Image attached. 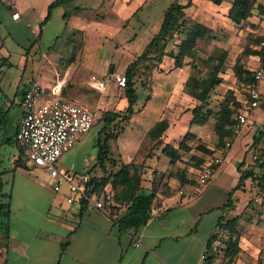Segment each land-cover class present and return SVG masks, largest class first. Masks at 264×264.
<instances>
[{
	"label": "crops",
	"instance_id": "obj_1",
	"mask_svg": "<svg viewBox=\"0 0 264 264\" xmlns=\"http://www.w3.org/2000/svg\"><path fill=\"white\" fill-rule=\"evenodd\" d=\"M51 1L53 0H16L15 8L20 12V17L13 19L11 17V12L14 11V9H11L0 0L6 7V11L1 18L0 27L6 26L8 28L4 35L0 33V49L5 48L6 50L5 55H0V70H3L2 63H7L11 49L18 48L20 52L23 53L19 60L20 75L18 74L17 86L13 92L14 98L18 96L20 113L22 112V95L30 84L36 83L41 88L45 89L46 92H48L46 88H49V90H55L61 95V87L66 81L75 84L74 82L84 78L81 72V64L75 62L73 58L65 63L62 61L61 56H57L55 59L50 57V55L53 54L51 51L55 49L52 48L51 44L47 49L48 54L44 52L42 57L49 58L51 65L49 71L52 73V76L47 75V73L41 75L39 72L35 77H33L32 74H28V78H26L25 81L23 80L25 69L28 64H30L29 68H31L32 55L37 49V44H33V42L35 39L40 41L43 37L45 26L53 19L54 12H56V15L62 17L61 22L57 24V28L60 30L58 31L59 34H62L65 30H68V28L76 29V31L71 33L72 35L77 31L90 33V29L94 31L97 30L95 27L97 24L95 23L98 20L91 19L86 12L90 10V6H100L102 0H99V3L95 5H92V3H95L96 0H65L52 9L51 17L40 28L39 23L45 15L47 6ZM192 1L193 3L191 6L198 5L196 0ZM86 2H89V4H86ZM221 3L214 6L215 3L208 1L205 7L211 9L223 8L222 13L225 12L227 16V9L230 5L224 0ZM75 5H79L80 8L73 11L67 19H64L63 12L65 8H72ZM199 10L201 9L199 8ZM204 10L203 8L202 13L206 14ZM134 11L135 10L130 13V18ZM206 15V17H204V15H199L200 19L198 21L204 24L209 23L212 26L209 24L206 25L214 28L215 21L212 15ZM229 21L231 20L229 19ZM233 23L238 24L235 22ZM86 28H88L89 31H87ZM22 32L24 33L23 38L21 35ZM28 32L33 37L30 44ZM176 36L178 37V35H175L167 43V50L175 49V43L178 40ZM26 43L29 44L28 48L26 47V49H23ZM41 52H43V50ZM167 59V64H164L162 61L158 65V68H154L151 71L150 77L152 79L151 99L157 95L163 98L160 113L156 118L150 121L142 117L139 122L136 123L138 126L141 125L142 136L139 138V141L135 143V149L132 148L133 141H128V139L117 143V151L123 162L131 163V165L136 162L139 164L138 168L134 167L136 169L134 172L128 173L131 174V177L128 175L127 178V180L131 181V187H128V190L125 191L127 188L126 182H111L107 184L106 188L108 190L111 189V184H116L119 188L115 196L116 200H113V206L110 207L109 213L92 207H86L80 210L79 202H75V204L74 202L68 203L66 201L68 192L66 186H63L60 191H54L47 175L45 177L44 187H42V184L38 185V190L43 195L40 201L32 204L27 197L29 194L26 193L25 195V193L22 192L23 200H21V196L18 197V195H16V201L15 204H13L15 206V212L11 211L9 220L10 237L8 239V246L0 247V264L199 263L206 240L215 229L219 216L225 213L227 208H223V205L227 202L230 189L236 183L228 187L221 185L218 183L217 179L212 180L210 177L209 183L204 187L202 192L195 197L189 198L184 194H180L179 190L191 189V186L195 183L199 168H195L196 173L192 174L190 170H194V166L186 164L181 165L182 162L180 160L176 163H171L169 157L161 151V147L153 150L148 158H145L146 152H138L137 147H140L141 143L145 141V132L155 121L163 117L167 118L168 127L162 135V140L163 142L172 143L174 145L187 131L186 130L181 137L176 138L175 135L177 134L176 128L178 124L184 120L188 121L189 124H193L191 123V107L195 105L196 100L188 93L184 84L186 78L191 73L190 65L185 63L181 67H174L173 61L169 58ZM42 66L43 65L39 68ZM159 72L162 74L160 75ZM45 79H47L49 83L47 86H44V88L43 84H45ZM159 79H162L164 82L154 84ZM84 80L86 82L85 78ZM68 89H77V86L71 85ZM262 91L261 85V92ZM3 94L7 98L6 93ZM66 95L68 99V94L66 93ZM240 95L239 98L243 103L245 91ZM263 95L264 93L262 92V97ZM70 97L73 96L70 95ZM69 100L71 99L69 98ZM124 100H126L125 97L122 101L124 102ZM125 104L126 103H124V105ZM10 107L11 103L9 101L0 102V108L9 109ZM19 118L13 123L11 134L4 138L0 137V144L2 142L4 143L5 139L10 136L14 137ZM131 118H133V116ZM207 122H211L212 124L211 133L213 137L209 138V142L204 140L201 132H191L195 133L197 137H201L203 141L209 143H206L209 148L214 149L216 144V137L213 131L214 123L210 118ZM204 124L198 125L203 126ZM127 126L128 124L126 127ZM236 138L237 135L231 140L228 146L215 148L211 155L205 157L203 163L214 157H221L222 161L216 165L217 171L220 167L224 166V162L233 160L235 163L233 169L235 171H233L232 176L233 179L237 181L239 172L236 166L243 157H236V152L232 151V145L235 143ZM245 143L243 145H245ZM146 144L150 146L153 142L150 143L146 141ZM244 148L246 147L244 146ZM244 151L246 150L244 149ZM180 153L182 154L183 152L180 151ZM175 164H178L177 167ZM33 167L38 168V166L35 165ZM17 168L23 169L21 166H15V173L18 172ZM224 168L225 167H223L222 170H224ZM183 169H185V175L188 180L182 184L175 176V173ZM75 170H71V172ZM21 172L22 171H19L18 174L22 175L23 173ZM153 180L157 185V189L150 217L143 225L137 228H120L115 222L114 213L119 214L126 209L127 205L125 202L130 198L133 192H148L151 189ZM117 198L122 199V201L117 200ZM247 205L248 203L244 204L240 209L236 208L234 212V214H240L237 228L240 232L239 245L241 251L232 264H264V251L260 249L264 246V238H261V236L264 237V215L260 217L254 216L257 217V220L250 218L253 214ZM244 211L248 212L246 218L242 215ZM219 236L225 237L223 233ZM67 239L68 243L65 249L61 251V243L67 241ZM214 242V244L222 243L218 239ZM218 255L219 256L215 258L217 264L219 263L222 252Z\"/></svg>",
	"mask_w": 264,
	"mask_h": 264
},
{
	"label": "rangeland",
	"instance_id": "obj_2",
	"mask_svg": "<svg viewBox=\"0 0 264 264\" xmlns=\"http://www.w3.org/2000/svg\"><path fill=\"white\" fill-rule=\"evenodd\" d=\"M98 1L99 0H96V2L92 3V5H95L96 3L98 4ZM172 1L173 0H102V4L100 5L101 7L90 6V12H86L89 14L91 19L98 20L95 23L97 24L95 25L97 30L94 31L93 29H90L89 33L87 32L89 29L86 28L87 33L77 31L73 35L71 33L76 31L74 28H68V30H65L62 34L58 33L60 30L57 28V24L61 22L62 17L60 15H56V12H54L53 19L45 26V33L43 37L40 41L35 39L33 44H37V49L32 55L33 59L31 62V68H29L30 64H28L25 69L23 80L25 81V79L28 78V74H32V76L35 77L39 72L41 75L47 73V75L52 76V73L49 71L51 68L49 58L42 57L44 52H48L47 49L49 48V45L52 44V48L55 49L51 51L53 54L50 55V57L55 59L57 56H61L62 61L65 63L69 62L71 58H73L75 62H79V64H81V72L86 79V82L83 78L74 82L75 84H73V82L66 81L63 85L62 95L67 97V93L68 97L71 99L70 101L88 106L92 110L95 119L93 126L79 140L76 141L73 147L59 157L57 163L59 168L67 171L75 169L86 171L90 164L94 161L95 154L97 152L95 142L98 136V120L107 110H121L125 106L124 103H126V100H124V102L122 101L124 98V89L117 87V85L111 80V74L113 72H123L124 67L132 60L133 56L142 51L149 38L156 32L164 10ZM179 1L182 3L186 2V0ZM196 1L198 5L187 7L186 14L197 20L200 19L199 15H204V17H206V14H208L212 15L213 20L215 21V26L212 29L216 35V39L211 40L212 45L209 44L206 48L209 50L212 46H214V44H217L219 47L225 48L228 52L225 70L222 74L223 81L212 91L211 99L208 104L214 111L210 116V120L214 123L219 101L223 98L226 91L234 89L237 97H240V94H243L245 91V85L238 82L234 76L232 66L235 58L238 55H241L247 46L254 49L259 48L257 38L264 37V0H258L257 7L254 12H252V15L238 24H234L229 21L225 12L222 13L223 8H206L205 6L210 0ZM224 1L230 5V0ZM86 4H89V2H86ZM259 4L262 5L263 8ZM216 5L217 4L214 6ZM222 5L223 4L221 3V6ZM199 8L201 10H199ZM203 8L205 9L204 11L206 14L202 13ZM133 10L136 12L130 18L129 15ZM5 11V5L0 2V22ZM202 21L205 22L204 20ZM0 28V33L3 35L8 30L6 26H2ZM23 34L24 33L22 32V38ZM28 35L30 44L33 37L29 32ZM179 37L180 36H178L177 39H179ZM29 44L26 43L24 46L25 48L23 49H26V47L28 48ZM42 50L43 52H41ZM5 52V48L0 49L1 56L3 54L5 55ZM22 54L23 53L20 52L18 48L11 49L7 63H2L3 70H0V102L3 103V101H9L11 103V107L9 109L0 108L1 138L11 134L12 125L21 114L18 104V96H15L14 98L13 92L17 86V78L20 75L19 60ZM206 55L207 54L204 51H196L194 61L200 70H204L202 60L206 57ZM188 59L191 58H186V60ZM242 61L244 66L248 69L255 68L262 62L259 55H243ZM167 62L168 59L164 58L163 63L167 64ZM41 65L43 66L39 68ZM111 67H113V72L109 73ZM91 74L105 80L106 89L104 92L97 91L96 89L90 87L88 78ZM159 74L161 75L162 73L159 72ZM140 77L145 79L146 82L148 80L149 84L147 85L151 84V72L145 70L141 73ZM163 82L164 81L162 79H159L154 84ZM48 83L49 81L45 79L43 87L47 86ZM71 83L72 85H76L77 89H68L71 87ZM262 89V92L264 93V83L262 84ZM46 90L50 91L49 88H46ZM136 91L138 98L136 104L134 105L135 112L132 115L133 118L130 119L128 126L124 127V130L117 138L109 141L112 150L111 155L112 157H115L117 161H121L120 155L117 151V143L128 139V141H133L132 148L135 149V143L139 141V138L142 136L141 125L138 126L136 123H138L142 117H144L147 121L156 118L162 108L163 98L159 97L157 94V96H154L152 99L150 98L146 105L142 107V103L144 102L147 92L145 87L140 84H138ZM3 93H6L7 98ZM70 95L73 97H70ZM248 119L249 122L243 126L241 131L237 134L235 143L232 145V151L236 152V157H244L246 165L245 169H253V171L257 174H261L264 171V168L260 167V163L257 160L251 159V153H260V155L264 158V138L257 144H251L253 142V135L256 134L259 129H263L264 95L261 105L257 109L249 111ZM211 129V122H207L202 126L198 124H189L188 121L184 120L178 124L176 128L177 134L175 136L176 138L181 137L186 130H190L193 132H201L204 140L209 142V138L213 137ZM200 139L202 138L200 137ZM146 141L151 143V141L145 137V141L141 143L140 147H137V150L141 153L146 152L145 154H147L150 152L151 154V145L147 146ZM197 142L198 141H196L195 144ZM244 143L245 145H243ZM244 146L246 148H244ZM244 149L246 151H244ZM19 154V148L14 142L5 141L0 144V171H2L1 177L3 180L2 191L10 195V215L11 211L15 212V206L13 204H15L16 195H18V197L21 196V200H23L24 198L22 197V192H24L25 195L26 193L29 194L27 197L30 199L29 202L32 204L40 201V198H43V195L38 190V185L42 184V187H44L45 177L47 176L46 171L43 170V168L33 167V164L29 160V169L23 168L21 170L20 168H17L18 172L15 173V159L19 156ZM181 156L182 157L179 159L182 162L181 165H194L192 164L193 161L189 160L190 153L183 152ZM21 157L23 159L24 156L21 155ZM223 164V167H225L224 170H222L223 167H220L217 171L215 170L216 172L213 173L211 178L212 180L217 179L218 183L221 185L228 187L233 186L236 183V180L233 179L232 176L233 171H235L233 169V165L235 163L233 160H230L224 162ZM175 165L177 167L178 164ZM138 166L139 164L137 162L133 163L131 168H128V173L134 172L136 170L134 167L138 168ZM106 167L112 171L117 169V165H111L108 161L106 162ZM197 167L198 166L194 165V170H190L192 174L196 173L195 168ZM19 171H22L21 173L23 174L19 175ZM94 171L99 175L102 174V171L98 167H96ZM128 175L131 177V174ZM127 178V174L124 173L122 176L112 177L111 182H126L127 188L125 191H127L128 187H131V181L127 180ZM257 198L258 200H256ZM232 199L237 200L236 208L239 209L244 204L248 203L247 206L253 214L250 218L257 220L258 216L260 217L264 215V191L260 192L259 188L252 182L251 179H247L242 188L234 190ZM242 215L246 218L248 212L244 211ZM261 238L264 237L261 236ZM260 249L264 251V246ZM237 256L234 258V261Z\"/></svg>",
	"mask_w": 264,
	"mask_h": 264
},
{
	"label": "trees",
	"instance_id": "obj_3",
	"mask_svg": "<svg viewBox=\"0 0 264 264\" xmlns=\"http://www.w3.org/2000/svg\"><path fill=\"white\" fill-rule=\"evenodd\" d=\"M64 1L65 0H53L48 4L47 11L39 23L40 28L51 17L52 9ZM210 1L215 4H220L223 0ZM192 3V0H186L185 3H182L179 0H173L164 10L157 31L149 38L142 51L139 54H135L132 60L125 66L124 71L122 72L126 78L125 86L117 87L124 89L126 104L123 109L107 110L100 117L98 120V136L95 142L97 149L95 159L86 171H74L75 174L87 173L89 175V182L86 183V185L93 191L103 193L107 190L114 200L119 188L116 184H111V189L108 190L106 188L107 184L111 183V178L114 176H122L124 173L128 176V168H130L131 163H125L122 160L117 161L115 157H112V150L109 141L120 135L134 114V105L138 98L136 91L138 84L145 87L147 92L142 107H144L151 98V84L147 85L149 84L148 80L147 83L145 79L140 77L143 71L147 70L151 72L154 68H158V65L164 60V58L171 59L174 67H181L185 63L189 64L192 71L186 78L184 84L188 93L196 100L195 105L191 107V123L204 124L214 112L212 107H209L208 104L211 99L212 91L223 81L222 74L225 70L228 52L225 48H221L214 43V46L209 50L206 48L209 44L212 45L211 40L216 39V35L211 27L186 14L185 8L191 6ZM257 4L258 0H230V6L227 9V16L231 21L240 23L252 15ZM260 6L262 7V5ZM79 8V5H75L72 8H65L63 18L67 19L73 11H76ZM135 12L136 11H134L132 15ZM175 35L180 36L175 43V49L167 50L166 45L168 41ZM263 38H257L259 48L254 49L247 46L242 54L235 58L232 66V71L237 81L243 83L245 87L252 79L253 70L244 66L242 56L259 55L261 60H263L264 50L260 47ZM198 50L204 51L207 54L202 60L204 70H200L194 61V56ZM186 58L191 59L186 60ZM63 87L64 86L61 87V95L63 93ZM61 97L67 99L63 95ZM241 103L242 101L236 96L234 89L227 90L223 98L219 101L218 110L216 111L217 114L213 124V129L217 137L215 148L225 147V143L236 136L232 131V124L234 122L233 116L234 110L239 107ZM167 127L168 120L163 117L155 121L147 129L145 137L153 142V144H151V150L153 151L161 147V151L169 157L171 163H176L181 158L180 151H182L190 153L189 160L193 161L192 164L199 167L205 161V157L214 152L215 148H209L205 141L200 139V137H197V135L190 130H187L175 145L163 142L162 135ZM16 131L14 137L10 136L6 138L5 141L14 142L19 148L20 154L15 159V166L29 169V159L25 155L24 146L19 144L15 138ZM252 138L253 142L251 145L257 144L263 140L264 124L263 129H259ZM196 141L198 142L195 144ZM21 155L24 156L23 159ZM149 156L150 152L145 154V158H148ZM107 161L111 165H117V169L113 171L107 169ZM258 162L260 163V161ZM96 167L102 171V174L99 175L95 173L94 170ZM260 167L264 168V162L260 163ZM236 168L239 172L238 179L236 184L229 191L227 202L223 205V208L227 209L225 210V213H222L219 216L215 229L209 235L205 243V246L209 249L208 260L210 262L213 260L215 261V258L219 256L218 254L222 252L219 264H232L234 258L241 251L239 245L240 232L237 228L240 214H234L237 203L236 199H232L234 190L242 188L244 182L247 179H251L259 188L260 192L264 191V171L261 174H257L253 169H245L244 157L237 164ZM1 174L2 171H0V247H7L8 239L10 237V195L2 191L3 180ZM175 176L182 184L188 180L185 175V169L177 171ZM156 189L157 185L153 180L151 189L148 192L139 191L133 192L130 195V198L125 202L127 205L126 209L122 213H114L115 222L120 228H137L147 221L151 215ZM117 200L122 201L120 198H117ZM79 203L80 210L86 208L84 202ZM112 206L113 205H111V207ZM221 233H223L225 237L219 236ZM217 239L222 243L214 244V241ZM67 243L68 239L61 243V251L65 249Z\"/></svg>",
	"mask_w": 264,
	"mask_h": 264
},
{
	"label": "built area",
	"instance_id": "obj_4",
	"mask_svg": "<svg viewBox=\"0 0 264 264\" xmlns=\"http://www.w3.org/2000/svg\"><path fill=\"white\" fill-rule=\"evenodd\" d=\"M8 7L14 9L11 17L17 19L20 12L15 8L16 0H2ZM264 50V38L260 43ZM255 73V78H254ZM111 80L119 87L125 86L126 78L122 72L111 74ZM264 82V59L252 72V79L245 87L243 103L234 112L232 124L233 134L237 135L248 122L249 111L261 105V85ZM89 85L97 91L104 92L106 82L102 78L91 74ZM21 116L18 121L15 138L24 146V152L29 161L43 168L50 179L54 191H60L66 186L68 192L66 201L84 202L88 208H97L109 213L113 199L108 191L97 193L90 189L87 173L75 174L58 167L59 157L68 151L92 126L95 121L92 110L83 104L63 99L55 90L46 92L36 83L24 91L21 99ZM231 140L225 143L230 145ZM256 153V158H255ZM251 159L264 162L260 153H251ZM222 161L221 157L203 163L190 190L180 189L179 193L186 197H195L201 193L216 170V165ZM258 200V198L256 199ZM209 249L205 246L198 264H217L208 260Z\"/></svg>",
	"mask_w": 264,
	"mask_h": 264
},
{
	"label": "water",
	"instance_id": "obj_5",
	"mask_svg": "<svg viewBox=\"0 0 264 264\" xmlns=\"http://www.w3.org/2000/svg\"><path fill=\"white\" fill-rule=\"evenodd\" d=\"M112 72H113V67H111L109 70V73H112Z\"/></svg>",
	"mask_w": 264,
	"mask_h": 264
}]
</instances>
